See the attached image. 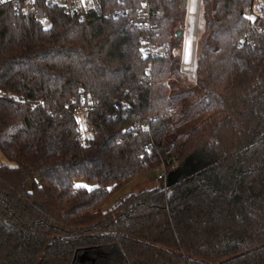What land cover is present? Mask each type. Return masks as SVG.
Returning a JSON list of instances; mask_svg holds the SVG:
<instances>
[{"label":"trees","instance_id":"trees-1","mask_svg":"<svg viewBox=\"0 0 264 264\" xmlns=\"http://www.w3.org/2000/svg\"><path fill=\"white\" fill-rule=\"evenodd\" d=\"M92 3L81 22L38 0L49 28L34 8L0 5V264H264V34L243 15L251 0H201L194 82L176 56L182 0ZM146 10L165 57H146L131 23ZM183 163L199 168L102 211Z\"/></svg>","mask_w":264,"mask_h":264},{"label":"built area","instance_id":"built-area-1","mask_svg":"<svg viewBox=\"0 0 264 264\" xmlns=\"http://www.w3.org/2000/svg\"><path fill=\"white\" fill-rule=\"evenodd\" d=\"M50 5H57L64 9L65 13L72 18H76L81 22L86 21L89 11L93 7L92 0H45ZM3 4H13V5H23L19 10L23 14H27L29 8H34L36 13V19L40 23H44L48 20L47 12L44 7L38 4V0H2L0 5ZM192 0H187V17L185 20L182 35V47L176 52L177 58L180 60V73L188 78L195 73V59H196V45L198 38V22L200 16V6L201 0H195L196 12H191L189 7H191ZM264 0H251V4L247 5L243 9V15L251 21L253 27L259 32L264 34ZM124 10L119 9L116 11H109L106 13V18H117L120 13ZM192 20V26H191ZM131 23L135 26L143 28L145 33L140 36L139 41L142 45L144 55L150 60L155 58L165 57L168 55V44L163 43L156 39L157 31L159 30V24L151 19L149 10H146L141 18H133ZM192 28V30H191ZM151 65L149 74H151ZM149 83L152 84L151 76H149ZM171 113V112H170ZM87 111L81 110L76 113V118L78 121L77 133L78 139L81 144L85 145L88 142L89 137L94 132V128L87 125L85 122ZM84 121L86 124V130L82 131L81 123ZM160 174L158 175V181L162 182L165 186L167 180V173L165 167L162 170H158Z\"/></svg>","mask_w":264,"mask_h":264},{"label":"rangeland","instance_id":"rangeland-1","mask_svg":"<svg viewBox=\"0 0 264 264\" xmlns=\"http://www.w3.org/2000/svg\"><path fill=\"white\" fill-rule=\"evenodd\" d=\"M196 6H195V0H192V4L191 7H189V10L191 12H196ZM188 9V7H187ZM44 28H49L50 27V22L47 20L46 22L43 23ZM191 26H192V20H191ZM192 30V28H191ZM188 79L190 80V82H194V75H191L188 77ZM81 129L82 131L86 130V124L84 123V121L81 123ZM0 163L4 164L7 163V161L3 158L0 157ZM199 165L197 163H185L181 166V168H179V170L177 171V176L178 177H185L186 175H192L194 174L197 170ZM160 174V172L158 171H152L150 173H148L147 175H145L144 177H141L133 182H131L130 184H128L127 186L123 187L121 190H119L116 194H114L110 200L107 202V204L103 207L102 211L103 212H108L111 209H113L114 207H116L122 200H124L125 198H127L130 195L133 194H137L140 193L144 190H149V189H153L156 187H160L161 183L160 181H158V175ZM76 186H87L86 188L91 189L93 187H95V184H91L89 183L87 180H78L75 183Z\"/></svg>","mask_w":264,"mask_h":264},{"label":"water","instance_id":"water-1","mask_svg":"<svg viewBox=\"0 0 264 264\" xmlns=\"http://www.w3.org/2000/svg\"><path fill=\"white\" fill-rule=\"evenodd\" d=\"M182 6H183V8H186V6H187V0H182ZM176 35H177L178 38H181L182 35H183V31H182L181 29L178 30V31L176 32ZM183 164H185V163H183ZM183 164H181L179 168H181V166H182ZM179 168H178V170H179ZM178 170H177V171H178ZM182 178H184V177H178V176H177V172H176V173H173V174H171V175H169V176L167 177V180H166V183H165V189L170 188L172 185H174V184H176L177 182H179Z\"/></svg>","mask_w":264,"mask_h":264},{"label":"snow or ice","instance_id":"snow-or-ice-1","mask_svg":"<svg viewBox=\"0 0 264 264\" xmlns=\"http://www.w3.org/2000/svg\"><path fill=\"white\" fill-rule=\"evenodd\" d=\"M0 2H2V0H0ZM84 187H87V186H84Z\"/></svg>","mask_w":264,"mask_h":264}]
</instances>
